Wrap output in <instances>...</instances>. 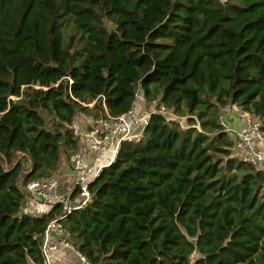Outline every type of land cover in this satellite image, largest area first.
<instances>
[{"label": "trees", "instance_id": "trees-1", "mask_svg": "<svg viewBox=\"0 0 264 264\" xmlns=\"http://www.w3.org/2000/svg\"><path fill=\"white\" fill-rule=\"evenodd\" d=\"M137 84L165 111L63 220L75 249L90 264H264V169L217 120L232 105L264 129V0H0V264L42 261L62 204L24 211L21 186L68 163L76 114L102 99L117 115Z\"/></svg>", "mask_w": 264, "mask_h": 264}, {"label": "built area", "instance_id": "built-area-1", "mask_svg": "<svg viewBox=\"0 0 264 264\" xmlns=\"http://www.w3.org/2000/svg\"><path fill=\"white\" fill-rule=\"evenodd\" d=\"M70 82V78L65 76ZM68 92L75 98L70 89ZM92 101L87 102L91 104ZM81 103H84L81 101ZM102 114L97 117L85 116V126L76 128L72 123L73 133L82 138L83 148L86 152L107 154L106 158L95 165H91L83 158L82 151L77 148L69 156V165L73 170V186L75 188V201H70L67 194L57 192L59 177L48 175L34 177L21 186L24 194L22 209L31 214L46 213L55 202L62 204V211L57 216L50 217L40 232V249L42 261L39 264H56L54 254L69 248L75 251L81 264H90L87 258L75 249L69 234L63 225L68 213L81 207L90 198L88 183L94 179L102 166L108 164L117 150L121 140H137L143 125L153 112H164L165 108L155 99H146L138 84L133 91V99L129 108L117 115H110L101 99ZM220 113L217 116L220 129L226 131L232 138V155L254 168L264 169V129L260 120L244 111L237 110L233 118L235 123L227 122Z\"/></svg>", "mask_w": 264, "mask_h": 264}, {"label": "crops", "instance_id": "crops-1", "mask_svg": "<svg viewBox=\"0 0 264 264\" xmlns=\"http://www.w3.org/2000/svg\"><path fill=\"white\" fill-rule=\"evenodd\" d=\"M238 109L232 105H226L223 107V112L225 115V120L227 122H232L235 123V120L233 118L234 112L237 111ZM85 116L81 113L76 114L74 119H73V125L81 129L83 126H85ZM78 143V148L82 151L83 158L88 161V163H91V165L97 164L99 161L103 160V158L107 157V154H101V153H93L90 154L86 152L83 148V143H82V138H79ZM73 170L71 169V166L68 163H65L62 165L61 170L58 172L57 176L59 177V186L57 187V192L60 195H65L67 194L70 201H75L76 195L75 192H73L74 186H73ZM54 262L56 264H81L78 256L76 255L75 251L69 248L65 249H60L58 250L54 256ZM28 264H34L33 262H28Z\"/></svg>", "mask_w": 264, "mask_h": 264}, {"label": "rangeland", "instance_id": "rangeland-1", "mask_svg": "<svg viewBox=\"0 0 264 264\" xmlns=\"http://www.w3.org/2000/svg\"><path fill=\"white\" fill-rule=\"evenodd\" d=\"M168 111H169V110H166V114H169ZM167 116H174V114H172V115L169 114V115H167ZM183 119H184L183 117H180V120H181L182 123H183ZM259 120H260V119H259ZM182 123H181V124H182ZM57 174H58V173L55 172L53 175H57Z\"/></svg>", "mask_w": 264, "mask_h": 264}]
</instances>
